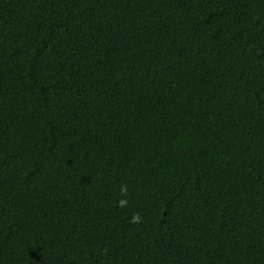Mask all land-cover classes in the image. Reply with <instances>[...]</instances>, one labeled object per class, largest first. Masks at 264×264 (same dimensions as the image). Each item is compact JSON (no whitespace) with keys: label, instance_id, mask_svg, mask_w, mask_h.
<instances>
[{"label":"trees","instance_id":"16d2710c","mask_svg":"<svg viewBox=\"0 0 264 264\" xmlns=\"http://www.w3.org/2000/svg\"><path fill=\"white\" fill-rule=\"evenodd\" d=\"M0 264H264V0H0Z\"/></svg>","mask_w":264,"mask_h":264},{"label":"clouds","instance_id":"9594fccd","mask_svg":"<svg viewBox=\"0 0 264 264\" xmlns=\"http://www.w3.org/2000/svg\"><path fill=\"white\" fill-rule=\"evenodd\" d=\"M120 192H121V199L117 202V206L118 207H126L127 206V199L125 198L126 197V194L128 192V186L125 184V185H122L121 186V189H120ZM141 221V217L138 213L134 214L132 219H131V223L133 224H137V223H140Z\"/></svg>","mask_w":264,"mask_h":264}]
</instances>
